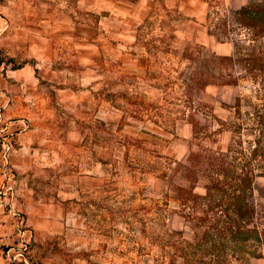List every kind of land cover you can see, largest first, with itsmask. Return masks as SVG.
I'll use <instances>...</instances> for the list:
<instances>
[{"label": "crops", "instance_id": "1", "mask_svg": "<svg viewBox=\"0 0 264 264\" xmlns=\"http://www.w3.org/2000/svg\"><path fill=\"white\" fill-rule=\"evenodd\" d=\"M251 1L239 0V9ZM205 4L4 0L0 5V110L12 126L20 119L29 124L15 134L9 164L17 175L14 205L32 229L33 242L64 226L56 199L61 195L83 197V227L105 225L90 213L105 211L107 197H113V212L119 208L121 189L107 187L116 175L106 168L115 163L116 149L128 147L124 140L134 132L192 130L193 118L183 114L165 124L159 119L169 113L166 95H179L174 93L179 85H193L188 95L206 90L204 101L213 100L217 123L226 130L218 109L223 101L236 103L238 91L202 68L207 57L230 56L233 47L202 26ZM107 148L113 149L112 161L106 160ZM187 159L181 160L184 166L191 164ZM58 180L65 184L51 187ZM15 237V220L0 208V246ZM84 257L90 264L93 255Z\"/></svg>", "mask_w": 264, "mask_h": 264}, {"label": "rangeland", "instance_id": "2", "mask_svg": "<svg viewBox=\"0 0 264 264\" xmlns=\"http://www.w3.org/2000/svg\"><path fill=\"white\" fill-rule=\"evenodd\" d=\"M204 1L202 26L233 47L230 56L207 57L202 68L238 91L236 103L226 100L218 109L226 130L217 123L213 100L204 101L206 90L193 89L195 94L188 95L193 85H179L174 92L179 95H166L169 113L159 119L165 124L183 114L193 118L192 130L134 132L136 136L125 139L128 147L116 149L115 163L106 168L107 174L116 175L106 181L107 187L121 189L118 210H111L113 197H107L105 211L90 213L105 225L83 227V197L58 196L64 226L41 242H33L28 228L33 264H85L82 255L88 253L93 255L90 264H199L200 259L210 264H264V0L251 1L245 15L238 13L239 0ZM105 151L106 160L112 161L113 149ZM185 158L191 163L187 168L181 163ZM242 169L247 171L245 182L238 178ZM52 182L51 187L65 184ZM247 208L252 216L246 229L257 225L259 241L252 232L233 247L211 227L216 221L226 225L229 219L246 222ZM34 244L37 258L31 252ZM214 244L219 248L203 250ZM9 245L0 246L2 253ZM0 264L22 262L4 257Z\"/></svg>", "mask_w": 264, "mask_h": 264}, {"label": "built area", "instance_id": "3", "mask_svg": "<svg viewBox=\"0 0 264 264\" xmlns=\"http://www.w3.org/2000/svg\"><path fill=\"white\" fill-rule=\"evenodd\" d=\"M19 126L5 120L0 110V208L15 220L14 243L3 252L5 258L22 264H33L29 259L30 235L24 215L14 205L17 196V175L9 164V153L14 146L15 134L28 129V121L20 119Z\"/></svg>", "mask_w": 264, "mask_h": 264}, {"label": "trees", "instance_id": "4", "mask_svg": "<svg viewBox=\"0 0 264 264\" xmlns=\"http://www.w3.org/2000/svg\"><path fill=\"white\" fill-rule=\"evenodd\" d=\"M256 6L258 7V9L260 8V5H256ZM251 7H252V5H248L247 7H244L242 9H240V11L238 13L245 15L246 13L249 12V10H251ZM250 12H252V11H250ZM178 166H180V165H178ZM184 167L187 168L186 166H184ZM190 168H192V166ZM246 172L247 171H243V169H242L241 173L238 176V178L240 180H242L243 182H245L244 181L245 179L243 177L245 176L244 174ZM209 177H210V175H209ZM210 178H213V177H210ZM214 180H216V179H214ZM248 180H250V179H248ZM216 182H217V180H216ZM225 185H228V181L227 180L225 181ZM210 186L212 188V183H211ZM206 192L208 193V191H206ZM225 192H226V190H225ZM244 212L247 215V221L246 222L243 221L242 223H240V225L237 223V220L233 219L231 221V219L228 218L229 219L228 224L226 222V225L220 226L219 225V221H216L211 227L213 230H216L217 233H219L220 235H226L225 237H228L227 240L231 241V246H233V247L234 246L236 247V244H238V242H240V240H242L243 242L247 241L250 238V236H251L250 233H252V232H255V234L252 235L253 239L255 241H259V238H260L259 237L260 234L257 231V227H258L257 225L252 224V228L246 229V225L245 224H247V223L249 224V222H251L252 209L251 208L250 209L247 208V209H245ZM241 216L243 217V214ZM216 248H219V246H216L214 244L213 246H210V247H204L203 250H209L211 252L212 250H216ZM187 262H188V260L186 261V263ZM196 262L199 263V264H210L209 261H206V260H203V259L202 260L200 259V261H196ZM187 264H189V263H187Z\"/></svg>", "mask_w": 264, "mask_h": 264}]
</instances>
